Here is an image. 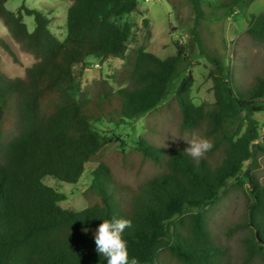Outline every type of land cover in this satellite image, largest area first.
<instances>
[{"label": "trees", "instance_id": "16d2710c", "mask_svg": "<svg viewBox=\"0 0 264 264\" xmlns=\"http://www.w3.org/2000/svg\"><path fill=\"white\" fill-rule=\"evenodd\" d=\"M7 1L0 0V21L34 63L20 78L0 70V264H107L85 229L113 218L131 220L123 239L139 264H227L226 248L210 230L209 211L230 181L247 204L245 222L227 231L247 230L241 264H264V185L255 173L264 155V132L256 119L264 114V66L249 89L240 91L229 67L204 47L198 32L211 1L232 14L243 0H186L194 16L192 41L210 66L214 102L209 108L190 98L194 78L187 46L175 43V55L163 59L142 48L130 54L132 27L123 18L137 11L138 0H68L62 40L41 10L23 3L12 12ZM24 16L33 18L31 32ZM244 35L264 44V12L250 16ZM0 48L18 62L1 38ZM88 57L124 61L127 85L104 92L102 101L79 102L78 76ZM176 80L178 131L199 132L213 149L197 162L183 149L169 151L139 138L136 151L161 167L159 173L123 201L110 169L99 164L88 188L97 202L81 211L62 209L65 194L44 179L77 184L86 165L113 143L93 124L140 119L163 102Z\"/></svg>", "mask_w": 264, "mask_h": 264}, {"label": "rangeland", "instance_id": "374dc122", "mask_svg": "<svg viewBox=\"0 0 264 264\" xmlns=\"http://www.w3.org/2000/svg\"><path fill=\"white\" fill-rule=\"evenodd\" d=\"M41 10L49 18V29L58 39L66 35V9L68 0H8L6 9L12 12L22 5ZM218 3L211 1L204 6L205 17L198 28L204 47L219 57L229 67L234 82L240 91H247L264 66V44H257L244 35L251 15L264 12V0H243L232 14H225L215 9ZM191 5L186 0H138L137 11L125 16L123 21L130 23L132 37L129 41L130 54L139 48L163 59L176 53L175 43L187 46V54L191 57V72L194 83L190 98L195 105L211 107L214 102L212 82L208 78L210 69L207 61L200 57L191 37L193 23ZM27 30L34 28L32 17H23ZM0 38L5 41L15 54L17 63L0 48V70L9 78L24 76L26 68L34 63V59L23 53L12 40L8 31L0 21ZM127 66L124 61L109 58L100 62L88 57L85 67L78 76V90L75 97L79 102L102 101L104 92H116L125 87L128 81L123 75ZM176 80L163 102L150 113L138 120L119 122L117 118L100 119L93 124L101 136L113 138V143L104 146L86 165L85 171L77 184L57 182L50 178L44 182L59 190L66 200L59 203L62 209L73 211L84 210L97 202V196L88 188L91 172L99 164L106 165L113 176V183L120 192V198L128 201L129 192L145 183L161 171V167L144 160L136 151L135 143L139 138L150 145L166 150L185 149V140L193 133L178 131L179 110L174 90ZM105 84L106 89H103ZM91 107V106H90ZM260 134L264 132V114L256 117ZM165 144L167 147H162ZM255 173L259 182L264 185V155L256 162ZM247 166V165H246ZM117 199V195L113 193ZM246 195L228 183L227 189L209 211L210 230L215 241L226 248L227 264H241L243 247L241 239L247 230L227 231L234 225L245 222ZM97 227L86 228L94 237ZM172 264V263H169Z\"/></svg>", "mask_w": 264, "mask_h": 264}, {"label": "clouds", "instance_id": "9594fccd", "mask_svg": "<svg viewBox=\"0 0 264 264\" xmlns=\"http://www.w3.org/2000/svg\"><path fill=\"white\" fill-rule=\"evenodd\" d=\"M185 141L188 146L183 150V153L197 162L214 147L210 139L197 134H192ZM162 147H167V145L163 144ZM131 227V220L113 218L103 220L95 229V251L105 257L107 264H139L136 257L129 256L127 241L123 239V233Z\"/></svg>", "mask_w": 264, "mask_h": 264}]
</instances>
